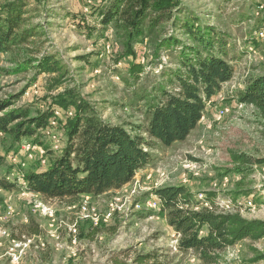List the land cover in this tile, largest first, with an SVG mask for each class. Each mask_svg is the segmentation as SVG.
Listing matches in <instances>:
<instances>
[{"label": "rangeland", "instance_id": "374dc122", "mask_svg": "<svg viewBox=\"0 0 264 264\" xmlns=\"http://www.w3.org/2000/svg\"><path fill=\"white\" fill-rule=\"evenodd\" d=\"M10 1L13 0L2 3ZM180 1L182 18H198L202 24L215 25L222 32L234 77L208 103L204 118L185 142L162 148L135 128L144 123L146 110V102L137 99L149 95L157 83L163 82V71L176 69L179 49L158 54L153 37L141 39L133 49L136 61L145 71L141 80L134 83L128 73L132 57L118 61L125 53L121 39L110 28L102 34L97 13L93 12L108 0H29L30 24L39 25L42 34L36 38L39 51L52 52L67 65L68 85L77 87L106 122L125 125L133 130V135L150 143L154 163L140 170L122 189L99 197L83 195L70 206L29 193L25 183L21 187V181L16 190L0 188V264H13L7 254L11 240L4 231L20 241L34 238L24 257L32 264L131 263L137 254L148 252L159 253L168 264H202L194 252L179 250V236L159 214V206L154 207L158 200L150 193L164 186L184 185L197 200L207 201L209 194H215L213 202L224 208L220 211L264 220V165L256 166L245 178L232 172L231 163L232 152L264 158V117L237 101V93L244 89L249 77L264 75V38L258 37L264 32V0ZM83 22L95 28L92 37L81 26ZM164 35L182 34L168 23ZM14 67L8 56L0 54V99L26 91L11 108L29 106L30 116L46 109L43 97L49 75L42 74L33 81V69L7 73ZM57 110L59 115L56 113L51 128L42 131V143L26 142L18 153L7 157L9 165L42 168L51 155L64 148L66 125L72 112ZM239 190L253 191V195L234 201L230 193ZM10 205L13 212L6 216ZM112 207L114 215L102 222ZM31 215L36 217L43 233L20 237V227L28 223ZM253 249L264 254V239L239 242L221 253L218 264H264V259L251 262L256 254Z\"/></svg>", "mask_w": 264, "mask_h": 264}, {"label": "trees", "instance_id": "16d2710c", "mask_svg": "<svg viewBox=\"0 0 264 264\" xmlns=\"http://www.w3.org/2000/svg\"><path fill=\"white\" fill-rule=\"evenodd\" d=\"M28 2L13 0L0 4V54L8 56L9 62L15 65L7 73L33 69V81L42 74L49 75L43 97L46 109L30 116L29 106L11 108L26 91L0 99V188L13 191L19 188L21 181V187L26 184V191L41 195L45 200L67 202L69 206L83 195L99 197L120 190L130 184L140 170L154 163L149 151L151 144L133 135V130L129 131L125 125L106 122L77 87L68 85L67 65L56 54L41 53L38 49L36 38L42 34L39 25L30 24ZM181 5L180 0H108L93 9L99 18L100 32L104 34L110 28L123 43L125 53L118 61L132 57L128 73L134 83L141 80L145 71L136 61L133 49L141 39L153 37L158 54L179 49L176 69L163 71V82L157 83L149 95L143 94L137 99L146 102V110L144 123L135 128L162 148L185 142L204 118L208 103L234 77L232 62L226 58L227 44L222 32L215 25L202 24L198 18H182ZM168 23L182 35H164ZM81 26L93 36L94 27L86 22ZM237 101L253 107L264 117V75L249 77L244 89L237 93ZM57 108L72 112L66 125L64 148L51 155L42 168L9 165L7 157L18 153L26 142L42 143V131L51 128L57 119ZM231 163L232 172L247 178L256 166L264 165V158L232 152ZM150 194L159 202V214L179 236V250L194 252L202 264H218L221 253L239 242L264 239V220L249 219L240 212L220 211L213 202L215 194L207 196L209 202L197 200L184 185L160 187ZM230 194L237 201L250 198L253 191L239 190ZM20 229V237L43 233L32 215ZM253 251L256 254L252 263L264 259V254ZM115 264H168V261L157 252H148L137 254L131 263L116 261Z\"/></svg>", "mask_w": 264, "mask_h": 264}, {"label": "bare ground", "instance_id": "6f19581e", "mask_svg": "<svg viewBox=\"0 0 264 264\" xmlns=\"http://www.w3.org/2000/svg\"><path fill=\"white\" fill-rule=\"evenodd\" d=\"M3 1L4 0H0V4ZM260 33H262V39H263L264 38V32L261 31ZM56 113H58V111H56ZM57 115H59V113ZM154 205H155L154 207H158L159 206V202H155ZM149 206H152V205L149 204ZM12 212H11L10 207H7L5 215L6 216L11 215ZM3 234L8 237L9 241L11 240L10 244H9V247H8V252H7V254L11 258V262L13 264H24L25 254H26L27 250L33 245L34 238H28V239L20 241V240L12 239L5 231L3 232ZM39 238H41V237H39Z\"/></svg>", "mask_w": 264, "mask_h": 264}, {"label": "built area", "instance_id": "2783aa9c", "mask_svg": "<svg viewBox=\"0 0 264 264\" xmlns=\"http://www.w3.org/2000/svg\"><path fill=\"white\" fill-rule=\"evenodd\" d=\"M258 37L259 38H262V33H260L259 35H258ZM222 111L223 110H221V115H222ZM29 148L30 147H28V149L27 150H29ZM14 157H17V155L16 156H14ZM45 162V161H44ZM30 193V192H29ZM89 199H90V197H89ZM10 209H11V212H12V205H10ZM220 209H224V208H220ZM15 213V212H14ZM114 214H113V207H112V209L109 211V215L107 216V217H103L102 219H101V221L103 222V220H108V218H109V216H113ZM95 224H100V223H95ZM55 229V228H54ZM77 230H78V228H77ZM76 241H77V233H76ZM41 242H42V240H41ZM43 243V242H42ZM24 264H31V262H29V261H27L26 259H24Z\"/></svg>", "mask_w": 264, "mask_h": 264}]
</instances>
